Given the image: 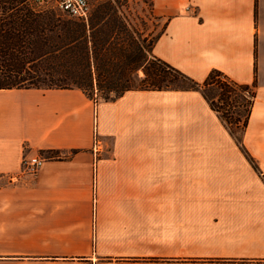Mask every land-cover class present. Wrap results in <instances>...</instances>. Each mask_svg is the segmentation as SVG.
<instances>
[{"label":"crops","instance_id":"0c3cea01","mask_svg":"<svg viewBox=\"0 0 264 264\" xmlns=\"http://www.w3.org/2000/svg\"><path fill=\"white\" fill-rule=\"evenodd\" d=\"M149 1L156 56L257 81L244 143L264 174V0ZM0 260L264 264V179L200 90L0 89Z\"/></svg>","mask_w":264,"mask_h":264},{"label":"trees","instance_id":"16d2710c","mask_svg":"<svg viewBox=\"0 0 264 264\" xmlns=\"http://www.w3.org/2000/svg\"><path fill=\"white\" fill-rule=\"evenodd\" d=\"M127 2H101L87 19H78L33 0H0V89L78 88L95 101L115 100L129 90H200L264 179L244 143L257 81L239 83L218 69L203 82L193 79L154 54L159 34L134 36L139 32L130 31L122 11ZM212 86L218 87V98L209 94ZM48 156L62 158L60 151Z\"/></svg>","mask_w":264,"mask_h":264},{"label":"rangeland","instance_id":"374dc122","mask_svg":"<svg viewBox=\"0 0 264 264\" xmlns=\"http://www.w3.org/2000/svg\"><path fill=\"white\" fill-rule=\"evenodd\" d=\"M122 11H123V14L127 17L126 22H127V25L130 31L133 33H134V30L139 32L138 35L134 33V36L141 37L142 39L146 37L147 35H149L150 39H155L160 33L164 21L159 20V18L154 16V14L151 11V5H150L149 0H128V2L122 6ZM51 72H52V76H54L55 78L61 77V74L59 72L57 71L56 72L51 71ZM43 75H44V72H43ZM45 77H48V78L51 77V73H50V76L46 75ZM180 83L188 84L184 82H180ZM208 91L211 96L218 98V93H219L218 87L212 86L208 89ZM93 93L98 94L95 97L101 99V95H102L101 92L96 90Z\"/></svg>","mask_w":264,"mask_h":264},{"label":"built area","instance_id":"2783aa9c","mask_svg":"<svg viewBox=\"0 0 264 264\" xmlns=\"http://www.w3.org/2000/svg\"><path fill=\"white\" fill-rule=\"evenodd\" d=\"M43 9L54 10L64 15L78 19H87L93 8L104 1L108 0H33ZM94 151L100 150L98 138L95 140ZM45 158L34 155L24 159V168L27 172L34 174L44 164Z\"/></svg>","mask_w":264,"mask_h":264}]
</instances>
